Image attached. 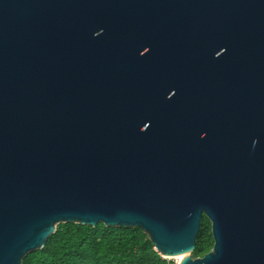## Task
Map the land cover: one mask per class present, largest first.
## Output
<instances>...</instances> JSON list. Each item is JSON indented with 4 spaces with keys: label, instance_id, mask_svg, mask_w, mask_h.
Here are the masks:
<instances>
[{
    "label": "water",
    "instance_id": "1",
    "mask_svg": "<svg viewBox=\"0 0 264 264\" xmlns=\"http://www.w3.org/2000/svg\"><path fill=\"white\" fill-rule=\"evenodd\" d=\"M60 222L264 264V0H0V264Z\"/></svg>",
    "mask_w": 264,
    "mask_h": 264
},
{
    "label": "trees",
    "instance_id": "2",
    "mask_svg": "<svg viewBox=\"0 0 264 264\" xmlns=\"http://www.w3.org/2000/svg\"><path fill=\"white\" fill-rule=\"evenodd\" d=\"M207 246L201 228L191 256H203ZM21 264H166V261L140 227L63 222L47 237L44 246L27 253Z\"/></svg>",
    "mask_w": 264,
    "mask_h": 264
},
{
    "label": "rangeland",
    "instance_id": "3",
    "mask_svg": "<svg viewBox=\"0 0 264 264\" xmlns=\"http://www.w3.org/2000/svg\"><path fill=\"white\" fill-rule=\"evenodd\" d=\"M60 223H63V222H60ZM60 223H57V226ZM201 228H202L203 240H205L206 244L208 245L207 250L210 251L213 247L214 239H213V235L211 231V222L206 216L202 218L198 232L200 231Z\"/></svg>",
    "mask_w": 264,
    "mask_h": 264
},
{
    "label": "built area",
    "instance_id": "4",
    "mask_svg": "<svg viewBox=\"0 0 264 264\" xmlns=\"http://www.w3.org/2000/svg\"><path fill=\"white\" fill-rule=\"evenodd\" d=\"M160 256L166 261V264H180V259L176 256L162 254H160Z\"/></svg>",
    "mask_w": 264,
    "mask_h": 264
},
{
    "label": "bare ground",
    "instance_id": "5",
    "mask_svg": "<svg viewBox=\"0 0 264 264\" xmlns=\"http://www.w3.org/2000/svg\"><path fill=\"white\" fill-rule=\"evenodd\" d=\"M172 256H176V257H178L181 260V256L180 255H172Z\"/></svg>",
    "mask_w": 264,
    "mask_h": 264
}]
</instances>
